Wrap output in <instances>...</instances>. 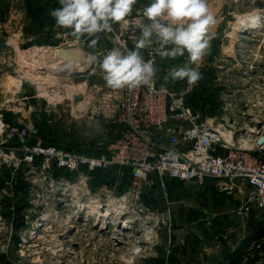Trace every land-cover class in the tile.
<instances>
[{"label":"rangeland","instance_id":"374dc122","mask_svg":"<svg viewBox=\"0 0 264 264\" xmlns=\"http://www.w3.org/2000/svg\"><path fill=\"white\" fill-rule=\"evenodd\" d=\"M148 3L150 0H137L125 20L143 16V7ZM207 4L214 17L222 14L225 19L217 36L211 37L208 54L199 64H190L187 53L175 59L159 57V81L175 91L189 90L188 103L201 110L204 117L249 109L264 114V0H207ZM58 7V0H0V109L8 123L36 128L37 139L51 146L90 152L99 139L117 129L114 124H107L103 115L87 114L81 108L88 103L97 105L98 94L92 85L101 83L99 64L93 74L91 69L81 74L70 73V69L53 70L61 75L54 82L50 77L37 80L34 74L38 61L31 59V53L45 48L49 53L48 47L59 46L60 35L65 32L75 40L70 29L56 27L51 12ZM255 17H260L259 27L241 32L245 22ZM122 23L113 26L119 28ZM89 39L78 47L88 57L96 54L102 58L114 48L103 34H99L95 49L88 47ZM136 42L129 41L130 50L135 49ZM141 52L146 55V49ZM48 58L38 67L40 75L48 73V61L56 59L53 52ZM185 65L202 74L203 78L194 86L186 79L173 81L169 75L173 68ZM67 81L84 85L86 91L81 95L86 104L78 107L82 98L72 102L75 98L65 86ZM9 144L22 145L18 139ZM16 157L22 161L24 152L19 149ZM21 161L19 166L8 161L9 164L0 165V216L4 218L0 226V264H264V217L253 212L238 219L226 213L240 200H246L245 186L237 185L233 194L228 195L220 192L221 185L216 181L205 188L167 181L168 199L184 203L183 219L174 216L171 226L163 225L162 217L158 225L155 218L146 224L138 221L120 243L112 239L116 234L111 231L112 226L100 228L101 232L75 218L71 210L81 202L78 195L66 207L57 203L56 191L48 194L44 177L34 175L40 172L34 166H41L39 162L32 165ZM120 171L117 168L95 173L93 191L110 189ZM74 178L66 179L73 183ZM117 192L115 198L124 191ZM143 202L150 211L161 212L166 196L156 185L148 189ZM48 226L51 229L47 230ZM148 226L155 229L152 237L144 233ZM179 229L186 230V235L176 245L174 233ZM13 240L15 249L22 253L19 262L9 260L8 246Z\"/></svg>","mask_w":264,"mask_h":264},{"label":"built area","instance_id":"2783aa9c","mask_svg":"<svg viewBox=\"0 0 264 264\" xmlns=\"http://www.w3.org/2000/svg\"><path fill=\"white\" fill-rule=\"evenodd\" d=\"M140 17L128 19L132 22L130 25L125 20L119 28L113 26L112 32L102 34L114 48L130 50L129 41H138L140 33L134 29L128 32L126 28L138 21L150 23L146 17L139 20ZM60 36L61 43L52 47L54 50L78 48L89 39L86 37L77 42L67 32ZM154 48L146 49V55L143 56L145 60L154 57L157 66L159 56L155 54ZM98 64L97 61L92 62L90 74L98 69ZM92 90L98 94L97 105L91 106L88 103L81 108L87 114L103 115L107 124L117 126L110 136L99 139L90 147V152L67 150L37 139L38 131L32 126L8 123L5 113H1L0 109V165L17 162L14 164L19 166L21 160L18 161L16 154L20 149L24 152L21 162L41 164L34 165L35 170L40 171L34 172V175L44 177V187L48 194H55L56 191L58 195L54 197L57 203L66 207L67 202L76 195L81 202L95 197L92 207L106 216L97 225L96 221L86 223L98 230L103 226H112L111 231L114 232L115 228L125 222L131 225L132 230L138 221L146 224L154 218L158 220V225L160 217L163 225L171 226L175 215L170 207L174 202L167 197V181L204 188L211 181H216L221 185L220 192L228 195L233 194L237 185L245 186L248 190L246 200H240L237 206L227 209L226 213L238 219H245L253 212H259L264 217V144L259 145L260 139L264 138L262 111L259 112L262 115L249 109L237 114L228 112L221 117H204L201 110L188 103L189 90L175 91L160 82L157 75L151 88L141 86L114 90L106 86L101 73V83L92 85ZM51 94H54L53 91ZM76 97L84 99L80 93L75 95L72 102L77 100ZM225 117L232 119L238 132L227 128L223 122ZM257 122L261 123V127L256 125ZM13 139H18L22 145L9 144ZM117 168L121 171L119 177L113 178L110 189L93 191L95 173ZM59 173L63 175L58 176ZM127 173L130 177H126ZM67 177H75L74 182ZM156 185L166 196V205L161 212L150 211L143 202L148 189ZM121 189L124 192L117 198L120 213L114 210L106 213L109 199L115 198ZM67 191L71 194L68 198L64 196ZM3 222L4 218L0 216V226H3ZM113 240L122 243L123 238ZM21 254L16 249L18 262Z\"/></svg>","mask_w":264,"mask_h":264},{"label":"clouds","instance_id":"9594fccd","mask_svg":"<svg viewBox=\"0 0 264 264\" xmlns=\"http://www.w3.org/2000/svg\"><path fill=\"white\" fill-rule=\"evenodd\" d=\"M58 2L60 7L51 12L56 27L70 29L77 42L83 37L90 38L88 47L93 49L99 42V34L112 32L113 24L124 22L137 4V0ZM143 17L150 23H140L141 36L134 50L116 47L102 58L89 54L91 62L99 60L105 84L111 89L153 87L158 69L154 57L145 60L142 49L155 46L154 52L161 59H175L187 53L190 64L201 63L208 54L211 37L207 33L214 16L207 0H150L143 7ZM169 75L173 81L186 79L192 86L203 78L197 68L187 65L173 68Z\"/></svg>","mask_w":264,"mask_h":264},{"label":"bare ground","instance_id":"6f19581e","mask_svg":"<svg viewBox=\"0 0 264 264\" xmlns=\"http://www.w3.org/2000/svg\"><path fill=\"white\" fill-rule=\"evenodd\" d=\"M143 18L144 17L142 16V17L139 18V20H141ZM259 18L260 17H255L252 20H250L248 22H245L244 29H241V32L247 31V30H251L252 28L255 29L256 27H259L258 26L259 23H257ZM138 22H140V21H138ZM127 23H128L127 25H129L131 22L128 21ZM136 25H138V24H136ZM237 31H240V30L237 29ZM48 49H50L49 53H46V52H48L47 48L42 49L41 51L34 52V55H33V53H31L32 54L31 59H33V61L34 60L38 61L37 62L38 66L36 67L37 69L34 72L37 80H40L43 77L44 78L45 77H50L51 81L54 82V81L57 80V78H60L58 76H61V75L57 71H53V70H61V69L69 70L70 69L69 70L70 73L81 74V73H87L91 69V67L93 66L92 62L88 59V56L83 54L85 52H83L79 48H71V49L70 48H67V49L66 48H55V50H54V48L48 47ZM52 52H53V55L55 56L56 59L48 61L49 64L47 63V67H51L50 71L48 73L46 72V73H42L40 75V71H39L40 68H38V67L41 65L42 60L48 58V54H50ZM51 58H53V57L51 56ZM47 74H49V76ZM65 86L70 91L73 99L75 98V95H80V93L86 91L84 85L80 86V85L75 84L74 82H70L69 83V81H67ZM86 102H87L86 99L85 100L83 99L78 104V107L80 106V104H86ZM64 196H66L68 198V197L71 196V194L69 193V191H67L64 194ZM92 202H93V197L92 198L90 197L86 201L79 202L80 204H77V206H80L78 209H77V206H76V208H74V210H71V211H72V214H74V216H75V218L77 220L81 219L84 222H87V221L94 222V221H96V225H97V223H99L100 219H102V217H105L106 215L101 213L99 211V209L92 207ZM108 202H109V207L106 210V213H112L110 211H113V210L115 212L120 213L118 211V206L117 205H119V200L117 198H110ZM96 212H98V217H97V213ZM129 222L132 223L133 221L129 220ZM145 227H147V226L145 225ZM74 228L76 229V227H74ZM107 228L108 227L103 226L101 228V230H106ZM49 229H51V227L48 226L47 230H49ZM130 230H131V225L130 224H128L126 222L123 225L121 224L120 227H117V228L114 229V232H117L116 233L117 237L115 238V236H113V239H115V240L116 239H120L121 240L124 236L128 235V232H130ZM154 230L155 229H153L151 226H149L148 228L144 229V231H145L144 233H147V236L152 237L151 235H153L155 233ZM120 236H123V237H120Z\"/></svg>","mask_w":264,"mask_h":264},{"label":"water","instance_id":"95a60500","mask_svg":"<svg viewBox=\"0 0 264 264\" xmlns=\"http://www.w3.org/2000/svg\"><path fill=\"white\" fill-rule=\"evenodd\" d=\"M140 13L141 12H139V14ZM224 21H225V19L222 16V14H218L216 17H214V23L209 26L207 35L214 39L217 36L219 28L223 24ZM131 29H134V31L137 32V33H141L139 25L134 24L131 27L126 28V30L128 32H130ZM75 74H78V73H75ZM76 99H78V97H76ZM223 122L226 124L228 129H231V130H234V131L238 132V128L233 124L232 119H230L228 117H225L223 119ZM256 125L258 127H261V123H259V122H257ZM263 144H264V138H261L260 141H259V145H263ZM183 207H184V203L183 202H177L176 201V202H174L171 205L170 209H171L172 213L175 215L176 219H180L181 208H183ZM185 231L186 230H184V229L175 230L174 235L176 236V245H180L181 238L186 235ZM9 256H10L9 257L10 261H12V262H17L18 261V256L16 255V249H15L14 240L11 241V243H10Z\"/></svg>","mask_w":264,"mask_h":264},{"label":"crops","instance_id":"0c3cea01","mask_svg":"<svg viewBox=\"0 0 264 264\" xmlns=\"http://www.w3.org/2000/svg\"><path fill=\"white\" fill-rule=\"evenodd\" d=\"M83 38H84V37H83ZM83 38H82V39H83ZM173 202H175V201H173ZM178 202H181V201H178ZM183 215H185V214L183 213V208H181V215H180V219H181V217H182V219H183ZM228 226L230 227V225H228ZM228 226H227V228H229ZM183 239L185 240V238H184V237H182V242L184 241ZM238 240H240V239H238Z\"/></svg>","mask_w":264,"mask_h":264}]
</instances>
